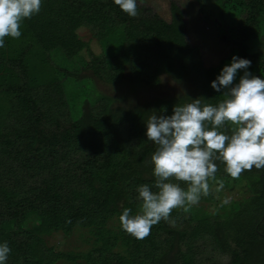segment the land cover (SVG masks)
<instances>
[{"label":"trees","instance_id":"trees-1","mask_svg":"<svg viewBox=\"0 0 264 264\" xmlns=\"http://www.w3.org/2000/svg\"><path fill=\"white\" fill-rule=\"evenodd\" d=\"M234 1L239 54L208 65L174 1L167 20L137 0H0V264H264V0ZM83 26L103 44L91 59ZM162 74L194 91L123 103L96 84ZM214 180L251 194L219 218L192 203ZM76 228L84 250L47 237Z\"/></svg>","mask_w":264,"mask_h":264},{"label":"rangeland","instance_id":"rangeland-1","mask_svg":"<svg viewBox=\"0 0 264 264\" xmlns=\"http://www.w3.org/2000/svg\"><path fill=\"white\" fill-rule=\"evenodd\" d=\"M139 5L146 7L147 13H157L167 20L171 18L169 4L173 1L182 6L185 11V18L187 22V37L192 45L200 46L199 50L202 51L205 61L208 65H215L221 59L228 58L232 52L238 56V46L235 44V40H232L229 35V29L233 28L240 17L236 16L234 0H137ZM247 13H243L245 16ZM264 16V15H263ZM263 18V17H262ZM237 19V20H236ZM79 36L84 39L85 42L90 44L88 50L83 46L81 53L86 59H91V53H101L103 44L94 36L92 31L83 26L77 30ZM263 42V40H262ZM251 43H249L250 45ZM263 45H258L262 51H264ZM255 48V42L253 43ZM255 50V49H254ZM253 51V49H252ZM239 58H237L238 60ZM83 74H90V71L84 70ZM232 76V73H231ZM161 82L157 86H150L141 83H132L124 80L119 83H105L101 80H96L97 86L105 90L109 95L116 98L117 102L129 101L130 103H145L149 100L158 97H170L175 94L189 93L194 91L192 84L186 81H176L169 75L162 74ZM242 75L238 74L239 87L234 84L232 87H228L230 91L234 92V105L237 106L241 112L243 119L248 123H255L257 116L253 107L249 103L248 99L243 96V92L240 89ZM234 82L229 80V84ZM238 84V83H237ZM229 91V90H227ZM227 98V97H226ZM231 102V101H230ZM246 182L243 180L241 183L234 184L233 188L226 187L218 180H214L211 184L213 191V198H209L204 201L194 200L192 203L196 206H200L208 213L217 214L219 218H223L225 213L230 211L232 201H242V199L248 196L250 191L246 188ZM162 204L159 202H151L148 206L141 210H138L137 214L146 213L148 210L160 208ZM203 212V213H206ZM135 215V214H134ZM36 221L29 220L24 223V228H31ZM14 221H9L5 226H13ZM118 220L116 218H110L107 226L116 227ZM48 235V236H47ZM49 241L52 243H58L59 248L63 250H81L86 249L90 245L89 239L92 234L88 232V229L76 228L70 235L61 233L47 234ZM218 264L227 262L225 257L215 259ZM210 263H214L210 261ZM55 264H69L67 260H60Z\"/></svg>","mask_w":264,"mask_h":264}]
</instances>
